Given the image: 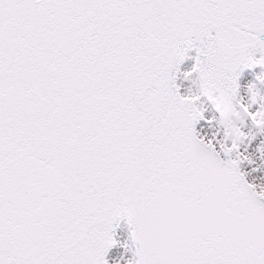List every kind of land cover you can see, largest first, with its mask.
Here are the masks:
<instances>
[{
	"label": "snow or ice",
	"instance_id": "snow-or-ice-1",
	"mask_svg": "<svg viewBox=\"0 0 264 264\" xmlns=\"http://www.w3.org/2000/svg\"><path fill=\"white\" fill-rule=\"evenodd\" d=\"M0 264H264V0H0Z\"/></svg>",
	"mask_w": 264,
	"mask_h": 264
}]
</instances>
